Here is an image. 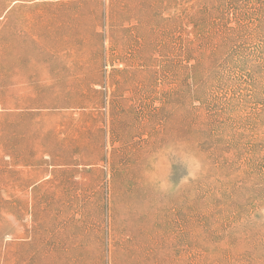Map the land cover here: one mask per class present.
I'll return each instance as SVG.
<instances>
[{
    "label": "rangeland",
    "instance_id": "374dc122",
    "mask_svg": "<svg viewBox=\"0 0 264 264\" xmlns=\"http://www.w3.org/2000/svg\"><path fill=\"white\" fill-rule=\"evenodd\" d=\"M0 264H264V0H0Z\"/></svg>",
    "mask_w": 264,
    "mask_h": 264
}]
</instances>
